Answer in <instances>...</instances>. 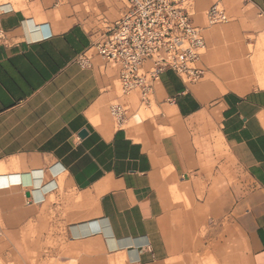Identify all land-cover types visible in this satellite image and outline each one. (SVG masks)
Returning <instances> with one entry per match:
<instances>
[{
    "label": "crops",
    "instance_id": "0c3cea01",
    "mask_svg": "<svg viewBox=\"0 0 264 264\" xmlns=\"http://www.w3.org/2000/svg\"><path fill=\"white\" fill-rule=\"evenodd\" d=\"M215 2L192 6L210 42ZM219 2L264 36V0ZM0 4V264H264V61L230 46L210 53L211 81L166 70L129 125L117 66L79 62L127 0Z\"/></svg>",
    "mask_w": 264,
    "mask_h": 264
},
{
    "label": "built area",
    "instance_id": "2783aa9c",
    "mask_svg": "<svg viewBox=\"0 0 264 264\" xmlns=\"http://www.w3.org/2000/svg\"><path fill=\"white\" fill-rule=\"evenodd\" d=\"M194 0H127L121 17L106 22L92 48L79 58L82 65L91 60V50L118 68L121 96L138 92L148 105L153 86L166 70H173L186 83L204 77L200 64L206 41L202 29L193 22ZM0 4V46L6 44ZM209 25L228 22L225 8L215 2L206 12ZM125 103L114 102L110 113L123 124L128 111Z\"/></svg>",
    "mask_w": 264,
    "mask_h": 264
},
{
    "label": "rangeland",
    "instance_id": "374dc122",
    "mask_svg": "<svg viewBox=\"0 0 264 264\" xmlns=\"http://www.w3.org/2000/svg\"><path fill=\"white\" fill-rule=\"evenodd\" d=\"M2 1L3 0H0V2ZM215 1L219 2V0H214V2ZM120 6H123V4ZM225 7L227 8L228 13L230 14V20L228 22L215 24L210 27L212 29H218L217 35L220 37V41L210 42L208 40L207 33L203 31L204 36H205V41H206V49L204 50V54L201 57L200 64L205 70V74H204V77L201 80H199V83L211 81L209 78L211 75L209 55L212 52V50L215 48L222 49V50L227 49L230 46H236L240 49L245 48L248 52V54L246 55H248L249 57H258L262 61H264V36H255L252 33L251 22L243 21L244 23L242 22L241 26H237V24H235L234 25L235 27H233L231 23L233 22V20L236 19V16L231 15L230 8L227 5H225ZM103 26L105 25L103 24ZM240 86L241 85H236L234 89H238L240 88ZM250 86L262 87L264 85H262L261 81L255 79L251 81ZM215 87H216L215 90L211 89L209 90V92H212L213 94L217 93L219 95V94H223L226 90L231 89V87H227V86H222V87H225V90L221 89V86H218V85H215ZM118 90H119V94L121 95L119 81H118ZM129 100L132 103L134 108L136 109L139 108L138 112H136V117L134 118V120L130 121L129 125L135 124L136 121H139L148 116H151L152 114L151 109L147 107L146 104H143L140 101L138 95H136L135 93H132L129 97ZM116 264H119V263H116Z\"/></svg>",
    "mask_w": 264,
    "mask_h": 264
},
{
    "label": "bare ground",
    "instance_id": "6f19581e",
    "mask_svg": "<svg viewBox=\"0 0 264 264\" xmlns=\"http://www.w3.org/2000/svg\"><path fill=\"white\" fill-rule=\"evenodd\" d=\"M224 62V61H223ZM224 64V66H226L228 69H225L224 70V72L222 73V75H224V74H226V73H228V74H230V73H234L235 75H239V74H241V73H248V72H250V69H249V67L248 66H241V67H239V68H237L235 65H231L230 63H223ZM227 64H230V66L229 65H227ZM261 63L260 62H254V64H253V68H255L256 69V71L257 72H260V68H261ZM257 76V75H256ZM255 77V76H254ZM257 78V77H256ZM259 78V77H258ZM261 79V78H260ZM263 79V78H262ZM264 80V79H263ZM264 83V82H263ZM160 92H162V91H160ZM168 113V112H167ZM169 114L172 116V115H174L175 116V114H176V108H171L170 110H169ZM170 115H169V117H170ZM176 117V116H175Z\"/></svg>",
    "mask_w": 264,
    "mask_h": 264
}]
</instances>
